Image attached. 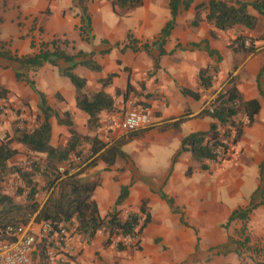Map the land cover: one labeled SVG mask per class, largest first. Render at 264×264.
<instances>
[{
    "label": "crops",
    "instance_id": "1",
    "mask_svg": "<svg viewBox=\"0 0 264 264\" xmlns=\"http://www.w3.org/2000/svg\"><path fill=\"white\" fill-rule=\"evenodd\" d=\"M188 2L176 12L163 39L164 53L159 54L155 42L170 19L168 0H141L127 13L112 9L108 0H85L89 19L85 32H80L82 14L74 0H0V50L4 44L10 55L32 54L40 43L54 39L73 53L91 52L100 70L76 65L72 71L85 79L88 89L111 95L113 104L100 111L98 126L89 129L87 114L75 105L72 84L60 73L66 63L58 59L55 66L43 63L32 68L0 56V86L7 89L6 98L17 90L18 80H30L54 113L64 119V112L69 113L79 135L123 142L119 147L123 156H115L109 165L97 159L82 176L98 177L92 199L99 215L115 207L124 219L142 203L148 213L138 250L126 248L114 256L109 246L102 245L100 232L88 243L73 235L80 264H264V16L247 8L257 19L254 29L245 30L255 50L233 51L228 43L238 29L214 28L205 20V9L193 25L195 8L207 0ZM127 33L134 39L130 42L134 49H121L128 44ZM206 65L216 70L211 85L201 89L197 72ZM14 73L20 77L16 79ZM109 73L115 75L101 87L100 79ZM229 79H234L243 100L255 98L259 108L253 122L243 126L240 138L229 142L224 159H204L205 167H201L189 150L180 149L181 141L216 122L199 112ZM29 89L37 104V95ZM183 89L198 92V98L184 94ZM134 105L143 106L149 115L147 128L120 130L116 121ZM48 122L50 144L55 146L51 140L59 134L63 144L68 126L52 114ZM122 186L127 187L126 197L115 205ZM45 195L42 192L40 202ZM250 206L243 219H230L232 213ZM30 225L33 231L38 229L37 223ZM147 232L149 239L143 243L142 234Z\"/></svg>",
    "mask_w": 264,
    "mask_h": 264
},
{
    "label": "trees",
    "instance_id": "2",
    "mask_svg": "<svg viewBox=\"0 0 264 264\" xmlns=\"http://www.w3.org/2000/svg\"><path fill=\"white\" fill-rule=\"evenodd\" d=\"M85 0H74L81 9L82 28L80 32H85L89 26V19L83 6ZM112 6L119 8L123 13H127L131 8L139 5L141 0H108ZM188 0H168L170 19L164 24L160 31L159 39L156 40L159 54H163L161 46L173 25V18L180 7H187ZM251 8L259 15L264 16V0H207L204 6H198L193 17L192 24L195 25L201 20L200 11L206 10L205 20L214 28L219 30H229L237 28V34L230 39L228 46L233 51L253 52L255 45L253 39L245 33V30H252L256 26V16L249 13L247 8ZM210 33L213 34L212 31ZM126 40L121 49L131 47L130 42H134L132 36L127 33ZM245 40L248 44H245ZM1 48V47H0ZM145 48V47H144ZM92 53L77 50L73 54H67L59 48L57 40H50L39 44L37 52L21 56L10 55L5 50H0V56L13 60L20 66L37 68L43 63L57 65L60 59L67 65L60 68V73L72 84L75 91L76 107L87 114V127L95 129L98 126L99 113L102 110L112 108L113 98L103 90L92 91L86 87L85 79L76 75L72 70L76 65L84 66L92 71H99L100 66L91 59ZM214 66L206 65L197 72L198 85L201 89H207L212 82ZM115 73H109L100 79L101 87L110 83ZM15 78L20 74L14 73ZM25 82L37 95V108L41 114V120L31 127H14L12 136L3 134L0 139V181L8 174H16L21 186L17 188L16 195L22 196L21 200H16L13 195L0 191V232L6 226L19 227L28 222L48 221L52 231L60 226L72 228V233L88 243L97 232L102 234V245H113L115 251H122L126 248L138 250L142 229L148 222V213L143 203L138 211L128 212L124 219L120 218L119 210L113 207L105 215L98 213L92 193L98 185V177L92 178L82 176L86 169L95 165L97 159L111 164L115 156H123L120 145L123 142H102L96 134L79 135L71 126L69 113L64 112L66 118L59 117L46 104L45 96L35 89L30 80ZM129 89V84L126 86ZM7 89L0 86V99H6ZM184 94L192 98H198V92L183 89ZM143 107V106H142ZM144 108V107H143ZM259 108L255 98L243 100L234 83V79H229L226 85L218 90L215 97L208 101L199 112L216 120L210 122L207 131L192 132L185 136L180 145V149L189 150L192 158L201 162L204 159H215L213 149L221 144L224 151L227 145L222 140L229 137L230 143H235L242 134L243 126H248L253 122L254 115ZM54 115L58 123L68 126L69 136L63 144L51 145L50 124L48 117ZM181 120V119H180ZM218 126H224L223 131L218 130ZM147 128V127H146ZM145 130V129H142ZM16 141L35 154L43 155V169L41 176L43 184L37 183L34 179V170L39 169V162H33L29 168L10 164L8 161L16 154V149L9 144ZM77 158V159H74ZM58 166H64L62 172L57 170ZM189 171V168H188ZM44 192L45 198L39 201V193ZM127 194V187L122 186L116 197L115 205H118ZM232 213L231 218H244L248 210ZM118 238L117 240H114ZM123 239L133 242L127 243ZM246 240V238H245ZM51 242L41 239L36 247L40 258L44 261V250ZM36 254L34 253V256Z\"/></svg>",
    "mask_w": 264,
    "mask_h": 264
},
{
    "label": "built area",
    "instance_id": "3",
    "mask_svg": "<svg viewBox=\"0 0 264 264\" xmlns=\"http://www.w3.org/2000/svg\"><path fill=\"white\" fill-rule=\"evenodd\" d=\"M245 44L248 41L245 40ZM150 122L149 115L141 105H134L123 113L116 122V127L122 131H132L146 127ZM229 137L222 143L229 145ZM214 161L224 159V148L218 144L214 149ZM77 159V158H74ZM64 166H58L57 170L62 172ZM41 171L40 169L38 172ZM30 223L24 226H6L0 232V264H31L33 254L37 253L36 244L45 239L51 242L44 250V264H80L77 259V251L71 240L72 228L60 226L52 231L48 221L38 222V229L33 231ZM36 223V222H35Z\"/></svg>",
    "mask_w": 264,
    "mask_h": 264
},
{
    "label": "rangeland",
    "instance_id": "4",
    "mask_svg": "<svg viewBox=\"0 0 264 264\" xmlns=\"http://www.w3.org/2000/svg\"><path fill=\"white\" fill-rule=\"evenodd\" d=\"M58 46H60L59 48L67 53L72 52L70 47L66 44L65 46H61V45ZM3 49L10 53L8 48L4 47V44H3ZM25 77L27 76L25 75ZM18 86L19 87L17 88V90H14L11 92V94L7 95V98L5 100L0 99V120L1 121L4 120L5 122L3 124L2 123L0 124V139L3 137L4 133H7L8 137H11L14 127H24L26 129H30L41 120V114L37 109V104L30 98L31 91L28 85L25 83L23 79H20L18 80ZM122 111L123 110L121 109V112ZM117 116H118L117 118H119L120 114ZM59 136L60 134L57 136V138H53L51 142L55 145L56 144L59 145L60 144ZM19 144L20 143L18 142L11 141L10 145L16 148V154L11 159H9L8 162L10 164L21 166L22 168H29V166L33 164V162H39V169L42 170L44 164L42 160L43 155L32 153L28 151L25 148V146ZM142 145L143 142L138 143V147L140 149H143ZM38 170L36 171L34 170L35 173L34 179L37 181L38 184H40V186H42L43 177L41 176V171L38 172ZM20 186L21 183L17 178L16 174H8L0 181V191L3 193H7L9 195H13L17 201L22 199V196L16 195V190ZM41 198H42V192L39 193L38 195L39 201L41 200ZM117 239L118 238L114 240ZM148 239H149L148 232L142 234L141 240L143 243H146ZM123 240L127 243L133 242L129 239H123ZM109 247L111 254L114 255L115 250L113 245H109ZM35 250L37 253L35 256L33 254L31 264H44V261L42 260V258H40V254L38 252L37 247L35 248ZM34 259H36L35 262L33 261ZM97 259H100V257L98 256Z\"/></svg>",
    "mask_w": 264,
    "mask_h": 264
}]
</instances>
